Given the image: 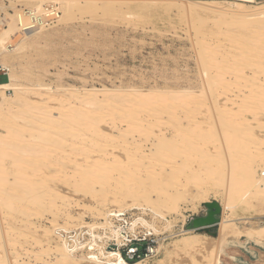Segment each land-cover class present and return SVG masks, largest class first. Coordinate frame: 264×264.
Here are the masks:
<instances>
[{"label": "rangeland", "instance_id": "374dc122", "mask_svg": "<svg viewBox=\"0 0 264 264\" xmlns=\"http://www.w3.org/2000/svg\"><path fill=\"white\" fill-rule=\"evenodd\" d=\"M149 1L0 0L1 33L13 17L39 5L44 11L56 4L60 12L30 39L17 28L16 51L0 62L16 77L22 97L15 113L0 120V248L31 252L22 253L29 264L56 262L33 245L30 229L99 225L112 210H144L170 236L147 264L162 260L184 230L208 234L209 248L233 242L216 264H264L263 196L242 203L240 193L211 233L190 227L192 218L207 214L200 202H218L224 210L231 180L264 168V68L245 69L237 62L243 39L231 20L240 8L231 3L241 2ZM242 1L249 13L264 5ZM203 44L219 47L215 58L224 66L202 65ZM237 109L241 121L235 124L231 115ZM119 183V193L132 189L133 198L115 208L110 193L104 209L101 197ZM199 192L195 211L200 199L193 202L192 195ZM95 209L106 214L93 216ZM223 218L235 220L230 231Z\"/></svg>", "mask_w": 264, "mask_h": 264}, {"label": "bare ground", "instance_id": "6f19581e", "mask_svg": "<svg viewBox=\"0 0 264 264\" xmlns=\"http://www.w3.org/2000/svg\"><path fill=\"white\" fill-rule=\"evenodd\" d=\"M41 2V4H43L44 0H39ZM143 1H149V0H143ZM201 1H204V0H201ZM208 1V0H207ZM241 3H231L232 6H237L239 7V11L237 13H240V17L238 18V16H235L236 19H232L231 20V23H235L239 28L237 30H239V40H242L243 39V43L239 44L241 45L242 47V54L240 55V53H238L240 57H236L237 58V62H240V64L245 67H247V69L249 67L252 68L255 67L254 69L255 70H258V69H261V71L263 70L264 68V5H260L256 8V11L254 10L253 13H249L245 10H242V8L244 7V4L242 0H237ZM252 1V0H250ZM65 2V1H62V3ZM151 2V1H149ZM158 2V1H157ZM162 2H171V1H168V0H163ZM33 3V2H32ZM160 3V2H159ZM195 3V2H194ZM213 3V2H211ZM215 3V2H214ZM163 4V3H162ZM70 5V4H69ZM230 5V4H229ZM228 5V6H229ZM213 7V6H212ZM5 8V7H3ZM71 5L69 6V10L71 11ZM245 9V8H243ZM207 10V9H206ZM204 10V11H206ZM210 10V9H209ZM242 10V12H241ZM32 11H37V12H42L43 11V7L42 5H39L37 7L36 10H31ZM212 11V10H211ZM70 13V12H69ZM220 14H223L222 12ZM204 15V14H203ZM220 16V15H218ZM223 16H225V14H223ZM233 16H231L232 18ZM244 17V19L242 18ZM245 17H248V18H245ZM59 18V17H58ZM243 19V20H241ZM217 20V19H216ZM230 21V20H229ZM204 22V21H203ZM209 22V21H207ZM223 22V21H222ZM213 23V22H212ZM230 23V24H231ZM25 24V20H24V17L22 14H18L16 17H13L12 18V22L10 23V25L8 26L9 29L5 30L4 32H0V62L1 61H5V60H9L7 58H9L11 55H13V53H15L16 51V47H14V43L12 44V39L13 37L16 35V33H18L19 31H17L18 29L21 30L22 28L20 27V25H23ZM203 24V23H202ZM234 25V24H233ZM235 25V26H236ZM236 26V27H237ZM234 27V28H236ZM18 28V29H17ZM41 29H44V28H41ZM40 29V30H41ZM39 30V29H35L33 31H25L24 34L26 36L25 40L27 38L30 39V37L34 36L36 34V31ZM40 32V31H39ZM215 32V31H214ZM220 36V35H219ZM235 36V34H234ZM205 37V36H204ZM241 37V39H240ZM211 38V37H210ZM32 39V38H31ZM213 39V38H212ZM233 39V38H231ZM236 41H237V37L235 38ZM246 39V40H245ZM203 41V40H202ZM206 41V40H205ZM234 41V39H233ZM23 42V41H21ZM20 42V43H21ZM240 42V41H239ZM252 42V43H250ZM16 44V43H15ZM22 44V43H21ZM234 44V43H233ZM19 45V44H18ZM238 45V43L236 44ZM211 46V45H210ZM254 46L257 47V49L255 50L254 49ZM205 49H204V48ZM203 47L201 52H202V65L204 64L205 67H222L224 66V64H219L217 61V51L216 49L219 48V47H215L216 49H211V47L209 48V46L207 47L206 44L204 45L203 44ZM234 48V47H233ZM237 49H240L239 46L236 47ZM254 50H253V49ZM218 50V49H217ZM240 51V50H239ZM253 51V52H252ZM237 52V51H236ZM235 52V53H236ZM252 53V54H251ZM201 54V53H200ZM201 56V55H200ZM217 56V57H216ZM19 57V56H18ZM216 57V58H215ZM12 58V57H11ZM223 62V61H222ZM4 64V63H3ZM236 64V63H235ZM234 64V65H235ZM239 64V66H241ZM233 65V66H234ZM241 66V69L243 68ZM5 67V65H4ZM203 67V66H202ZM238 67V66H237ZM258 67V68H257ZM7 68V67H5ZM257 68V69H256ZM250 69V68H249ZM7 70L9 72H11L10 68H7ZM238 77H241V76H238ZM16 78V77H15ZM15 78H14V75L12 73H9V82L6 83V84H2L0 85V120H4L8 117H10L11 115H13L15 112H14V106H16L18 104V99L21 97V92H20V89L17 88V84L15 85L14 82H15ZM50 90V89H49ZM8 91H12L14 93V95L12 96H9V94L7 93ZM105 91V90H104ZM91 92V90H90ZM101 93V92H100ZM102 94V93H101ZM54 95V94H53ZM23 96V95H22ZM36 96V95H35ZM40 97V96H39ZM22 98V97H21ZM26 98V97H25ZM24 98V99H25ZM54 99V98H53ZM54 101V100H53ZM134 101V100H133ZM138 101V100H137ZM147 101V100H146ZM24 102V101H23ZM144 102V101H142ZM25 103V102H24ZM23 103V104H24ZM26 104V103H25ZM22 106V105H21ZM238 109H237V112H233L232 115H231V119L233 120V122L235 124H238L240 123L241 120L239 121H236V117L238 116ZM220 115L223 116L222 113H219ZM139 118V117H137ZM136 118V119H137ZM160 119H162L161 117H159ZM240 118V117H239ZM148 119V118H147ZM159 119V120H160ZM140 120V119H139ZM139 120L137 119V121L139 122ZM150 120V119H149ZM136 121V120H135ZM145 121V119H144ZM141 122V121H140ZM158 122V121H157ZM142 124V122H141ZM151 124V123H149ZM148 124V125H149ZM160 124V123H159ZM154 125V124H152ZM162 125V123H161ZM151 126V125H150ZM164 126V125H162ZM147 127V126H146ZM143 129V128H142ZM147 129V128H146ZM124 132V131H123ZM163 135L165 132H161ZM166 139L165 137H163L161 139V141H166L164 140ZM168 142V141H167ZM166 143V142H165ZM164 143V145H165ZM152 145H156V144H152ZM151 145V146H152ZM163 146V145H162ZM162 150L165 149V147H161ZM158 149V150H157ZM155 152H159V148H157ZM161 151V149H160ZM154 152V155L155 156H158V154L160 155V152L157 154H155ZM162 153V152H161ZM164 154H167V151L166 153ZM153 155V153H152ZM154 156V157H155ZM167 157V155H165ZM171 158V156L169 157V159ZM174 158V157H173ZM168 159V158H167ZM168 159V160H169ZM167 163V162H166ZM264 168L262 169L261 173L258 175V170L256 169L254 172L252 171H248L244 173V175H241L239 178L235 179L233 178L231 180V184H232V187H230L229 189V202L228 204L224 207V210L223 212L225 211H233L234 209V206H232V203L230 201H233V200H237L240 198V193H244L242 194V196L244 197V199H239V201L241 200L242 203L244 200H246L247 198L246 197H249V196H260V197H264ZM144 176V175H143ZM147 176V175H146ZM142 177V176H140ZM261 177V178H260ZM143 178V177H142ZM141 178V179H142ZM112 186V185H111ZM110 186V187H111ZM112 188H114V191H110L109 193H105L104 196H102V205L103 208L105 209L108 205V202L110 199V196L108 194L112 193L114 194V198H113V195H112V201L114 200L115 202L114 203H117L116 206H113L110 202V205H112L113 207L115 208H119L118 206H125L124 204L126 203H129L130 199L133 198V193L132 189H130L128 192L126 191V193H123V194H120V190L123 189L122 187V184L119 183L118 185H115L113 186ZM108 192V191H107ZM206 192V191H205ZM204 192V193H205ZM246 193V194H245ZM202 192H199L194 195H192V201L196 202V199H197V196L199 197H202ZM205 195V194H204ZM109 196V197H108ZM262 197V198H263ZM99 198V197H98ZM191 198V197H190ZM100 199V198H99ZM172 198H169V200L171 201ZM256 199V197H255ZM258 199V198H257ZM111 200V199H110ZM168 200V202H169ZM92 201V200H91ZM101 201V199H100ZM99 201V202H100ZM167 201V200H165ZM173 201H175L173 199ZM201 199L198 201L197 205L194 206V210L197 211L198 210V204L200 203H206V202H200ZM168 202H163L166 204V207H169L171 209V207H173L174 209L176 208V206H178L177 203H175V205L171 203L170 206H167V203ZM200 202V203H199ZM122 205H120V204ZM148 203V202H147ZM239 203V202H237ZM152 204V203H151ZM158 204H159V200H158ZM157 204V205H158ZM246 204V203H244ZM99 205V204H98ZM169 205V203H168ZM236 205V204H235ZM240 205H243L241 204L240 202ZM136 206V205H134ZM142 206V205H141ZM161 206H165V205H161ZM247 207V205H245ZM112 207V208H113ZM162 207V208H163ZM238 207V205H237ZM250 208V206H248ZM92 208V207H91ZM102 208V207H101ZM114 208V209H115ZM120 208H125V207H120ZM135 208V207H134ZM137 208V207H136ZM142 208V207H141ZM144 208V207H143ZM142 208V209H143ZM155 208V206H154ZM157 208V207H156ZM161 208V207H159ZM168 208V209H169ZM178 208V207H177ZM177 208H176V212H177ZM87 209V208H86ZM90 209V208H89ZM88 209V210H89ZM169 209V211H170ZM173 209V211H175ZM179 209V208H178ZM92 209H90V212H91ZM96 210V209H95ZM146 210V209H145ZM154 210V209H152ZM164 210V209H163ZM94 211V210H93ZM92 211V212H93ZM157 210H155L156 212ZM154 212V211H152ZM174 214V212H172ZM93 216H97L98 218L99 217H102L104 216V214L106 213H103V210H96V212L94 211L93 213ZM155 214V213H154ZM164 214V213H163ZM162 214V212H158L157 211V215L158 217H161V218H165V216ZM177 214V213H176ZM224 214V213H223ZM224 216V215H223ZM222 216V217H223ZM68 219H72L71 215H69L68 213L66 214L65 216ZM234 219H226V218H223L222 221H221V224L223 226H226L228 227L227 229L230 231V229L232 228V225L234 223ZM170 223V222H169ZM97 224V223H96ZM169 225V224H167ZM171 225V224H170ZM170 227V226H169ZM156 228V227H155ZM60 229H66L64 227H61V228H58L57 230H54L53 232L55 233V240L61 244L59 245H55L53 240H52V236L50 233H53V232H50V230L48 229H41L40 227L39 228H34V230H31L30 229V232L32 234V243L33 245L35 246H41L40 248L43 250V252H45V254H49V255H54L55 257V264H100V263H91V262H88L84 257L82 256H79V255H76L74 254L73 252L70 251V249L68 248L67 244L58 236V231ZM68 229V228H67ZM172 229V228H171ZM182 235L183 237L180 238L179 240H177L174 244H173V249H166L164 250V252L162 253L163 255V259L158 261L156 264H216V260H217V257L218 256H221L222 255H225V253L223 254L224 252V249H228L231 245H233V242L229 243L228 245L227 244H220V246L218 248H213V245L211 247L210 245V248L208 247L209 244L206 243V241H208V234L206 235L203 234V233H199L197 231H183L182 232ZM219 239V238H218ZM220 240V239H219ZM254 241V240H253ZM207 245H206V244ZM219 243V242H218ZM217 244V243H216ZM218 245V244H217ZM5 246V245H3ZM1 247V246H0ZM216 247V246H215ZM39 248V249H40ZM2 249L0 252L3 254L1 256L0 254V260H3V264H29L28 260H25L24 257H22V253L26 256L30 255L31 252H28L26 250L20 252V249L18 250L16 247H13L11 248V250H8V247L5 246L4 248H0ZM22 250V249H21ZM41 251V250H40ZM190 254H192L194 251L196 252L195 255H191L189 257H185V253L188 252ZM54 253V254H52ZM159 253H161V247L159 248ZM221 253V254H219ZM42 254V253H41ZM188 254V253H187ZM215 254V255H214ZM219 254V255H218ZM218 255V256H217ZM215 256V257H214ZM30 258V257H29ZM121 264H123L121 262ZM135 264H147L146 261H141V262H137Z\"/></svg>", "mask_w": 264, "mask_h": 264}, {"label": "built area", "instance_id": "2783aa9c", "mask_svg": "<svg viewBox=\"0 0 264 264\" xmlns=\"http://www.w3.org/2000/svg\"><path fill=\"white\" fill-rule=\"evenodd\" d=\"M59 15L58 5L52 3L43 12L27 10L23 13L27 21L20 27L23 33L41 29L56 22ZM0 74L8 77V70L0 68ZM57 234L71 252L100 264H135L152 259L159 254L160 244L170 239L154 227L144 210H112L102 224L60 229Z\"/></svg>", "mask_w": 264, "mask_h": 264}, {"label": "water", "instance_id": "95a60500", "mask_svg": "<svg viewBox=\"0 0 264 264\" xmlns=\"http://www.w3.org/2000/svg\"><path fill=\"white\" fill-rule=\"evenodd\" d=\"M204 207L207 209V214L193 219L190 227L211 233L212 229L218 227L223 210L218 202L205 203ZM213 236H216V234H213Z\"/></svg>", "mask_w": 264, "mask_h": 264}, {"label": "crops", "instance_id": "0c3cea01", "mask_svg": "<svg viewBox=\"0 0 264 264\" xmlns=\"http://www.w3.org/2000/svg\"><path fill=\"white\" fill-rule=\"evenodd\" d=\"M3 69L7 70V68H5V67H3ZM0 75H3V74H0ZM3 76L7 78V82H4V83H2V84H6V83H8V82H9V73H8V77L5 76V75H3ZM2 84H0V85H2Z\"/></svg>", "mask_w": 264, "mask_h": 264}]
</instances>
